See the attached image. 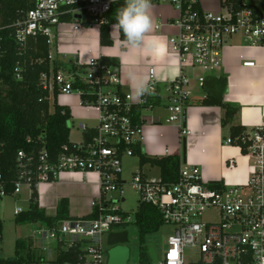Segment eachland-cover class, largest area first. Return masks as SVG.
Here are the masks:
<instances>
[{
	"label": "built area",
	"instance_id": "built-area-1",
	"mask_svg": "<svg viewBox=\"0 0 264 264\" xmlns=\"http://www.w3.org/2000/svg\"><path fill=\"white\" fill-rule=\"evenodd\" d=\"M118 1L124 2L31 0V7L12 24L14 39L24 45L29 37H45L51 63L60 24L70 22L72 32L97 28L100 35V27L108 23L107 14ZM215 2L217 10L212 11L206 8L205 0H151L152 4H169L176 12L168 24L174 31L167 41L179 62L189 59L192 67L207 73L224 67L222 50L231 35L241 34L249 44L264 45L262 0ZM66 15H72L73 19L65 20ZM155 24L158 25L155 29L164 25ZM88 52L91 54L85 60L79 51L73 53L71 69H50L43 73L41 86L48 91L50 103L54 93L76 94L81 108L95 113L96 125L79 122L81 141L69 142L57 155L51 154L41 142L36 152L19 150L16 153L13 171L0 169V199L8 195L18 197L23 185L30 187L32 193L42 183L55 182L63 172H93L97 176L98 192L90 199L88 217L69 218L52 226L37 222L38 227L30 238L43 262L55 261L59 252L77 248L78 264H107L109 246L105 248L104 237L122 231L124 223L130 222L128 215L114 205L119 198L125 201L123 186L127 182L121 176L122 160L126 156H137L136 147L142 152L144 129L155 123L142 111L155 107L150 98H161L154 67L148 68V79L142 85L147 91L141 95L136 91L134 95L122 88L118 64H108L100 53ZM254 64L252 60L243 61L244 66ZM15 77L21 78L18 68ZM195 79L198 89H203L205 77L198 75ZM164 91L167 94L166 122L176 123L179 136L184 140L191 134L182 119L192 90L181 68ZM69 119L73 120L72 116ZM224 144L237 145L250 161L243 185L212 187L203 181L198 166L183 162L177 179L170 183L160 177L152 180L140 169L132 173L129 185L137 192L139 204L154 206L163 222L173 227L162 259L136 264H264V119L236 139L227 136ZM227 167L234 169L235 159H227ZM113 192L118 193L117 198L108 196ZM22 212L19 207L14 210L15 216ZM206 214L211 218L204 220ZM52 241L53 247L50 246ZM186 250L195 252L196 257L187 260ZM65 264L72 263L66 261Z\"/></svg>",
	"mask_w": 264,
	"mask_h": 264
},
{
	"label": "crops",
	"instance_id": "crops-1",
	"mask_svg": "<svg viewBox=\"0 0 264 264\" xmlns=\"http://www.w3.org/2000/svg\"><path fill=\"white\" fill-rule=\"evenodd\" d=\"M206 8L216 11L215 0H205ZM151 15L154 23L164 25L159 29H153L145 36L154 44L152 48L131 47L119 39L117 30L116 43L111 46L100 44V35L97 28H82L72 32L71 23H63L57 27V40L52 48L53 61L51 66L64 69L58 62L61 57H66L67 47L58 40L67 39L68 44L76 47L72 52H80L87 57L88 51L92 54L100 53L103 60L114 61L120 66L121 78L124 90H130L136 94V88L144 85L148 79V68L154 67L157 88H165L166 84L174 79L180 68L189 80L192 95L189 97L183 113L182 122L190 130V136L182 140L176 123H167L161 114L150 116L142 111L147 117H152L154 124L145 127L144 146L142 152L150 158H162L168 155L180 157L183 163L196 165L200 168L202 179L206 183H218L222 186L227 184L243 185L247 179L249 159L245 157L240 148L235 145H225L224 139L230 136V126L239 125L244 132H250L260 121L264 119V45L249 44L241 34L228 37L222 50V70L216 72H203L201 69L192 67L189 59L180 63L177 54L172 52L167 38L174 28L169 26L176 16L171 5L166 3L152 4ZM114 25L110 26V35ZM58 41V42H57ZM60 52V54H58ZM254 61L253 66H244L243 61ZM71 62V60H70ZM181 65V66H180ZM71 63L68 68L71 69ZM203 75L205 82L210 77H222L226 79L223 92V102L238 108L232 123L222 125L225 109L220 105H206L202 103L204 89H198L196 76ZM61 96V95H60ZM57 102L69 109L73 120L84 122V111L80 105V99L76 95H62ZM161 107L162 105H158ZM155 106V107H158ZM154 107V108H155ZM153 110H159L155 108ZM74 123V122H73ZM77 123V124H78ZM81 132V131H80ZM83 134L81 133V139ZM70 142H77L71 141ZM81 141V140H80ZM183 148L184 152H183ZM138 158V156H135ZM235 159V168L227 167V159ZM139 162V159H138ZM139 164V163H138ZM159 168L144 164L139 166ZM146 176L147 173L142 171ZM160 177V172H159ZM97 176L93 172L80 174L76 172L60 173L55 182L42 183L37 187L38 206L46 215L53 216L57 212V206L61 200L68 204V215L71 218L85 217L89 213V202L97 192ZM43 223V222H38Z\"/></svg>",
	"mask_w": 264,
	"mask_h": 264
},
{
	"label": "trees",
	"instance_id": "trees-1",
	"mask_svg": "<svg viewBox=\"0 0 264 264\" xmlns=\"http://www.w3.org/2000/svg\"><path fill=\"white\" fill-rule=\"evenodd\" d=\"M31 0H0V169L13 171L16 153L19 150L38 151L41 142L47 150L57 155L69 141V127L67 122L71 116L68 108L57 102V93H54L52 103L49 93L41 86V75L50 69L56 71L58 66H51L48 54L49 46L43 36L29 37L24 45H20L13 35L12 24L29 9ZM236 3V0H232ZM123 1L115 2L107 14L108 23L100 27V44L111 46L112 38L110 26L116 24L117 10L123 6ZM65 20L71 21L72 15H66ZM119 30V29H118ZM119 39L124 41L122 31L119 30ZM105 61V60H104ZM116 64L114 61H105ZM21 74L20 79L15 77V69ZM226 79L210 77L204 83L206 97L202 103L206 105H220L225 109L222 125L232 123L238 108L223 102V92ZM154 106L161 104V98L154 96L149 99ZM139 109V108H138ZM243 132L239 125L230 126V137L238 138ZM87 137V135H86ZM30 138V142H27ZM139 159V166L150 164L159 168L160 178L164 182H174L182 160L176 155L162 158H150L135 148ZM217 187L218 183H210ZM88 217V216H85ZM68 204L61 200L57 212L48 216L39 208L37 191L34 189L29 197L28 209L15 216L19 225L43 222L52 226L56 222L69 219ZM133 223L138 229L139 257L141 262H150L148 248L145 246V237L154 233L165 224L158 209L152 205L139 204L133 216ZM2 224L0 222V242ZM79 250L69 249L58 253L55 261H45L37 254L33 240H17L15 242V256L11 259L0 258V264H72L79 263Z\"/></svg>",
	"mask_w": 264,
	"mask_h": 264
},
{
	"label": "rangeland",
	"instance_id": "rangeland-1",
	"mask_svg": "<svg viewBox=\"0 0 264 264\" xmlns=\"http://www.w3.org/2000/svg\"><path fill=\"white\" fill-rule=\"evenodd\" d=\"M117 30L114 28L112 37L113 41L112 44H115V38L117 37ZM119 40V39H118ZM59 43H63L67 47L66 57H61L63 54H60L58 62L63 66L64 69L68 68V65L70 63V60H72L73 56L71 55L73 51L76 50V47L71 46L68 44V40L61 39L58 40ZM57 41V42H58ZM54 48V47H52ZM54 53V51L52 52ZM54 56L55 55L54 53ZM86 57H82V60H85ZM160 96L162 98V106L161 107H155L162 109L161 111L153 109H145L143 112L147 115L154 114H161L163 117H165V114L167 113L166 108L164 107L167 99H166V92L163 88L160 89ZM76 95V94H71ZM62 96V94H61ZM59 95L58 100L61 97ZM77 96V95H76ZM78 97V96H77ZM79 98V97H78ZM154 108V109H155ZM82 111H84V118H88V120H84L85 123L88 126H94L96 125L97 121L94 119L95 113L93 111H86L82 108ZM74 122V123H73ZM77 123L78 120H72L69 119L67 122V126L69 127V140L71 141H77L79 142L81 140V132L77 129ZM138 158L135 156H126L122 160V180L126 181L127 183L123 186L124 190V197L125 201H120V198L118 201H115L114 205L115 207H119L122 212H125L128 215V218H130V222L124 223L123 229L128 233V239L126 242V245L129 248V259L127 261V264H136L140 262L139 257V238H138V229L137 226L133 223V216L135 211L138 208L139 200H138V194L135 190L132 189V187L129 185V182L131 180V175L134 171H137L139 169L138 164ZM142 171L147 173L148 177L152 180H156L159 178V172L157 168H149L143 167ZM20 195L18 197L15 196H5L2 199H0V222L2 224V231H1V237L2 240L0 242V258L5 259H11L15 256V242L17 240H28L29 237H31L33 232L37 229L38 223H27L19 225L15 222V214L14 210L16 208H21L23 211L28 209L29 206V197L31 194V189L27 185L21 186L20 189ZM108 196H111L113 198L118 197V193L113 192L108 194ZM211 216L209 214H206L203 216L204 220L210 219ZM173 227L169 224H163L160 229L154 233L148 234L145 237V246L149 248H153L154 252L156 254V258L158 260L162 259L163 253L167 246V239L172 234ZM53 242V241H52ZM50 242V246H54V242ZM104 246L107 248V238L104 237ZM187 260L194 259L195 252H192L191 250H186ZM43 258V257H42ZM36 264V263H32Z\"/></svg>",
	"mask_w": 264,
	"mask_h": 264
},
{
	"label": "clouds",
	"instance_id": "clouds-1",
	"mask_svg": "<svg viewBox=\"0 0 264 264\" xmlns=\"http://www.w3.org/2000/svg\"><path fill=\"white\" fill-rule=\"evenodd\" d=\"M151 0H124L123 6L117 10L116 24L114 28L122 31L124 42L131 47L152 48L154 44L145 40L147 33L158 27L151 15ZM137 94L147 91L146 87L139 85Z\"/></svg>",
	"mask_w": 264,
	"mask_h": 264
},
{
	"label": "water",
	"instance_id": "water-1",
	"mask_svg": "<svg viewBox=\"0 0 264 264\" xmlns=\"http://www.w3.org/2000/svg\"><path fill=\"white\" fill-rule=\"evenodd\" d=\"M261 9L264 11V0L261 2ZM79 18L80 16H76ZM183 148V152H184ZM128 233L126 231L111 232L107 236V264H127L129 259V248L126 245ZM152 261H156V254L153 248L148 249Z\"/></svg>",
	"mask_w": 264,
	"mask_h": 264
},
{
	"label": "flooded vegetation",
	"instance_id": "flooded-vegetation-1",
	"mask_svg": "<svg viewBox=\"0 0 264 264\" xmlns=\"http://www.w3.org/2000/svg\"><path fill=\"white\" fill-rule=\"evenodd\" d=\"M108 249H109V247H108ZM108 249H107V251H108Z\"/></svg>",
	"mask_w": 264,
	"mask_h": 264
}]
</instances>
